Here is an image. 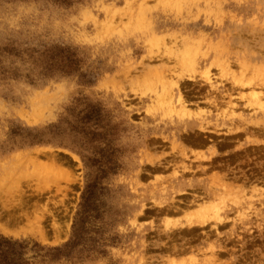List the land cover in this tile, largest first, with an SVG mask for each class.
<instances>
[{
    "label": "rangeland",
    "instance_id": "374dc122",
    "mask_svg": "<svg viewBox=\"0 0 264 264\" xmlns=\"http://www.w3.org/2000/svg\"><path fill=\"white\" fill-rule=\"evenodd\" d=\"M252 93L264 0H0V264H264Z\"/></svg>",
    "mask_w": 264,
    "mask_h": 264
},
{
    "label": "bare ground",
    "instance_id": "6f19581e",
    "mask_svg": "<svg viewBox=\"0 0 264 264\" xmlns=\"http://www.w3.org/2000/svg\"><path fill=\"white\" fill-rule=\"evenodd\" d=\"M188 51H189V49H188ZM183 53H184V51H182ZM186 55V54H185ZM181 56V55H180ZM183 56V55H182ZM186 57V56H185ZM190 57V56H189ZM193 57V56H192ZM191 57V58H192ZM187 58V57H186ZM188 59V58H187ZM190 61V60H189ZM223 72H224V70H223ZM227 77V76H226ZM238 77V76H237ZM209 79V78H208ZM225 79V78H224ZM238 79V78H237ZM241 79V78H240ZM258 79V78H257ZM234 81V80H233ZM249 81V80H248ZM227 82H228V80H227ZM257 82V81H256ZM179 83V82H178ZM174 85V84H173ZM235 85V83H233V86ZM246 84H244L243 86H245ZM260 85V84H259ZM237 87V86H236ZM239 87H242V86H239ZM215 90V89H214ZM208 92V91H207ZM227 94H228V92H226ZM225 93V94H226ZM253 95H252V101H253V105H255L256 107H257V109H259V110H261V111H264V102H262L261 101V97H260V95L259 94H254V93H252ZM224 95V94H223ZM242 96V95H241ZM223 97V96H222ZM170 98H171V96H170ZM183 98V97H182ZM180 96H179V98H177L178 99V103L180 104V106L181 107H183L182 109H180V112L178 113V114H183V116H188V113L184 110V103H182L184 100L182 99ZM214 98V97H213ZM217 99V98H216ZM223 99V98H222ZM168 100H169V97H168ZM217 103V102H216ZM216 103H215V106H216ZM211 104V103H210ZM188 106V105H187ZM256 111V110H255ZM177 112V111H176ZM256 114V113H255ZM257 114H259V113H257ZM190 115V114H189ZM180 116V115H179ZM190 117V116H189ZM191 124V123H190ZM250 128V127H249ZM258 131V130H257ZM181 155V154H180ZM199 157V156H198ZM183 163V162H182ZM180 164V163H179ZM181 166V165H180ZM184 170V169H183ZM189 171V170H188ZM10 173V172H9ZM262 174V173H261ZM8 177H10V176H8ZM5 178H6V176H5ZM4 178V179H5ZM3 179V178H2ZM9 181V180H8ZM9 183V182H8ZM5 184H7V183H5ZM13 184V183H12ZM16 184H18L17 182H16ZM3 185V184H2ZM16 186H18V185H16ZM13 189V188H12ZM16 189V188H15ZM13 191H14V189H13ZM14 192H17V191H14ZM2 197V196H1ZM0 197V198H1ZM5 204H6V202H4ZM209 205L211 204V202L209 201V202H207ZM208 204H205V206L204 207H202L201 209L199 208V212H198V214L196 215V217H197V220L198 221H196L198 224H199V226L200 225H202V224H205V222L207 221V213H209V212H211V211H214V210H217L216 208H214V207H211V205L210 206H207ZM9 214V216L10 217H13L12 218V220H11V222H13V221H16L17 222V220H19V219H15L14 217L16 216V215H13V214H10V213H8ZM216 217V216H215ZM209 218V217H208ZM15 219V220H14ZM194 219V218H193ZM192 220V219H191ZM190 223V222H189ZM195 223V222H194ZM192 224V223H191Z\"/></svg>",
    "mask_w": 264,
    "mask_h": 264
},
{
    "label": "trees",
    "instance_id": "16d2710c",
    "mask_svg": "<svg viewBox=\"0 0 264 264\" xmlns=\"http://www.w3.org/2000/svg\"><path fill=\"white\" fill-rule=\"evenodd\" d=\"M53 251L58 253L60 252V249H55ZM53 259H58V254H55Z\"/></svg>",
    "mask_w": 264,
    "mask_h": 264
}]
</instances>
